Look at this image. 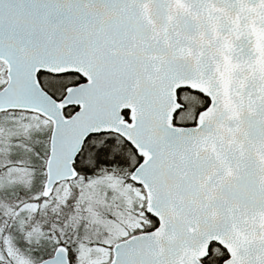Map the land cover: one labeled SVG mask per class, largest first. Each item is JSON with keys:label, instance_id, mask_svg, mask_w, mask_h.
Listing matches in <instances>:
<instances>
[{"label": "snow or ice", "instance_id": "6c2138e0", "mask_svg": "<svg viewBox=\"0 0 264 264\" xmlns=\"http://www.w3.org/2000/svg\"><path fill=\"white\" fill-rule=\"evenodd\" d=\"M0 264H264V0H0Z\"/></svg>", "mask_w": 264, "mask_h": 264}]
</instances>
